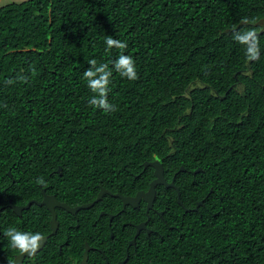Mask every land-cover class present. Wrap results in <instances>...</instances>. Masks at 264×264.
<instances>
[{"label": "trees", "instance_id": "16d2710c", "mask_svg": "<svg viewBox=\"0 0 264 264\" xmlns=\"http://www.w3.org/2000/svg\"><path fill=\"white\" fill-rule=\"evenodd\" d=\"M252 29L256 60L233 39ZM109 36L127 48L107 50ZM121 52L136 63L135 81L113 68ZM92 59L113 72L108 102L114 112L89 105L94 94L83 73ZM155 159L168 180L177 173L186 207L204 202L186 213L174 188L157 186L149 226L159 233L131 248L128 264H264V0H23L0 6L2 220L15 216L4 211L10 199L40 201L43 189L70 206L94 200L101 186L124 195L146 190L154 174L143 163ZM181 166L186 171L178 172ZM121 206L119 197L105 195L79 214ZM26 211L42 233L50 231L46 206ZM135 212L129 220L145 219L144 207ZM57 214L61 227L52 239L73 218L62 208ZM99 235L109 239L107 228L88 225V244L99 245ZM117 245L123 257L126 238ZM84 248L83 242L81 253ZM97 254L93 250L90 261L106 264Z\"/></svg>", "mask_w": 264, "mask_h": 264}, {"label": "flooded vegetation", "instance_id": "af4514ba", "mask_svg": "<svg viewBox=\"0 0 264 264\" xmlns=\"http://www.w3.org/2000/svg\"><path fill=\"white\" fill-rule=\"evenodd\" d=\"M155 160H159L161 162L160 159H155ZM153 161L154 160H152L150 162H153ZM146 163H147V161H144V163H143L144 169L147 167H152L150 164H148L146 166ZM161 164H162V162H161ZM162 166H163V164H162ZM181 167H184V166H181ZM195 170L192 171L193 174H196V173H194ZM154 171H155V169L153 168V174H154ZM182 171H186V168H185V170H182ZM178 172H181L180 169ZM176 174L173 176V178H175V180H176ZM164 175H165V173H164ZM154 178H155V176H154ZM172 179L168 180L166 178V180L168 182H171ZM175 185H176V183H175ZM103 188L107 191H110L111 193L105 192L102 199L104 198L105 195H111L114 197H118V196H115V194L120 193V192H112L108 187H105V186H101L100 190ZM169 188L173 189L174 187H166V189H169ZM174 189L176 190V193H177V202L179 203V205L182 206L184 212L188 213V212H191L192 210L196 211V210H194L195 207L191 208V207H186L184 205L183 201L181 200L180 188L178 187L180 196H178V190L176 188H174ZM100 190H99V192H100ZM147 190H149V188L146 190L145 189H139L138 191H147ZM156 190H157V187H156ZM137 192L135 194H127V195H124L121 193L120 194L123 197H132V196H135L137 194ZM119 198L122 200L121 197H119ZM30 200H37V199L33 198ZM94 200L89 201L87 203L93 202ZM101 200H99V201H101ZM10 201L12 202V199H10L8 201V203ZM99 201H97V202H99ZM201 201H203V200H201ZM97 202H95L94 205L88 209L79 210L76 214L69 212L73 216V218L72 217L67 218V220L63 224L62 235H60L59 237H57L55 239H52L51 237L56 236L60 227H61L60 222L58 221V214H57V208H60V207L56 208L57 222H58L57 231L55 234H52V230H53V228L51 226L52 214H51L50 210H48L51 214L50 224H49L50 225V231L47 233H42L41 232L42 231L41 230L42 225H41V223L40 224L38 223V219L35 216L28 219L29 214L26 213L27 212L26 210H28L32 204H37V203H32L29 208L23 209L21 211V214L15 213L13 208L10 207L7 203L8 208H6L4 211H7L8 214L10 213V214H13L15 216L10 217L11 219L13 218L12 222H10L9 220H8V222H5V219L2 220V218H0V264H9V261L14 262L16 260L17 255L20 254L18 251L14 250L10 247L9 238L5 235V232L11 227H15L16 229H18L22 232H33V233L39 232L43 235L44 238L46 237V240L44 242L43 247L35 254V256L24 255L22 258L19 259V262L17 264H81L82 260L84 258V252L87 249V247H90V248L88 250V258H87L86 264H93L92 261H90V253L93 250H96L99 253V254H97V257H96L97 261L99 258H104L103 261L106 264H128L131 248L134 247V249H136L139 241H142L143 239L144 240L151 239L153 234L159 233V229H156L152 226H149V221L151 219L150 212L152 210H157V209H155V207H153V209H151L149 211V213H147V202L144 201L143 198L139 201V205L136 208L133 207L132 205L124 206V202L122 200V206L120 209L118 208V209H114V210H106V209H95L94 208V210L87 211L83 214H79L82 210L92 209L96 205ZM12 203L14 205H18V206H22V205L27 204V203L21 204V203H14V202H12ZM83 204H86V203H83ZM154 204H155V202H154ZM37 205H39V204H37ZM80 205H82V204H80ZM80 205H76V206H80ZM4 206L0 207V214L3 211V209L5 208ZM39 206H41V205H39ZM42 206H44V205H42ZM76 206H72V207H76ZM129 207H132V209H130ZM143 207H144L145 219H142L138 223H134L132 220H129L131 218V216L137 215L135 212V209L140 211ZM34 212H36V210H34ZM131 212H132V214H131ZM158 212L162 213V215H163V211H158ZM124 214H129V215L131 214V215H130V217L120 219L119 216L124 215ZM148 216H149V220H148ZM144 222H146L145 227L139 228V225L141 223H144ZM88 225L92 226L94 229L97 228L98 231L102 230L103 228H107V232L109 234V239H107L106 235H104V236L99 235V241H98L99 245H97L95 243H93L92 245L88 244V239H87ZM126 226H128V227L132 226L133 228L126 230ZM119 230H120V232H119ZM73 233H74V237H73ZM127 235L129 237H127ZM144 236H146V238ZM125 238H126V246L124 249L125 255L123 257H121L122 252L120 249H118L119 246L117 245V241H119L120 239L124 240ZM115 239H117V241ZM115 241H116V243H115ZM83 242H84L85 248L81 253V251L79 250V247L81 246V244H83ZM63 248L66 249L65 252L61 256H57V249H58L59 253H62ZM79 254H80V257H79ZM102 255H103V257H102ZM94 263L96 264V262H94Z\"/></svg>", "mask_w": 264, "mask_h": 264}, {"label": "clouds", "instance_id": "9594fccd", "mask_svg": "<svg viewBox=\"0 0 264 264\" xmlns=\"http://www.w3.org/2000/svg\"><path fill=\"white\" fill-rule=\"evenodd\" d=\"M247 18L242 20V23H252ZM233 39L245 46V54L247 59L256 60L259 58V41L256 30H247L243 32H235ZM107 50L117 48L124 50L127 48V43L118 39H113L111 36L105 40ZM90 67L83 73L84 78L87 81V87L94 94L89 100V105L96 109H102L105 113H111L116 111V106L108 102V94L111 91L109 85L111 84L112 70L109 68L108 63H101L97 65L95 59L88 61ZM114 70L119 73L121 77L128 80L135 81L138 79V73L136 63L134 59L123 54L119 55L118 59L113 62ZM12 83V81H8ZM37 183L44 185L42 179H38ZM46 186V185H45ZM5 235L9 238L10 247L18 251L21 255L35 256L39 251L41 242L44 237L39 232H22L15 227L9 228ZM9 264H14L13 261H9Z\"/></svg>", "mask_w": 264, "mask_h": 264}, {"label": "water", "instance_id": "95a60500", "mask_svg": "<svg viewBox=\"0 0 264 264\" xmlns=\"http://www.w3.org/2000/svg\"><path fill=\"white\" fill-rule=\"evenodd\" d=\"M148 164H150L155 169V171H154L155 178L151 181L150 186H149V190H147V191H138L137 194L135 196H132V197H123L120 193H116L115 194V196H118V197L122 198V200L124 202V206L132 205L135 208L138 207L139 201L143 198L144 201L147 202V213H149V211L151 209H153V207H154V202H155L156 195H157L156 187L158 185H164L165 187H174V188H176L178 190V196H180L179 189L175 185V178H173L171 182H168L166 180L165 175H164V168H163L161 162L159 160H154L153 162H147L146 166ZM60 170H61V167H59L58 172H60ZM182 170H185V167H181L180 171H182ZM198 171H200V168L196 169L194 171V173H197ZM8 173H9V175H12L11 171H9ZM105 192L109 193L110 191H107V190H105L103 188V189L100 190V192L98 193V196L96 197V199L93 202L82 204V205L76 206V207H72V206L68 205L67 203L59 201L56 198L55 195H50V194L46 193L45 190H43V199L41 201L30 200L26 205H22V206L14 205L10 201L8 203V205L13 208L15 213H18V214H21V211L23 209L29 208L32 203H37V204H39L41 206L42 205L46 206L48 208V210H50V212L52 214V218H51V226L53 228L52 234H55L56 231H57V227H58L57 214H56V208L57 207L63 208V209L67 210L70 213L76 214L81 209H88V208L92 207L95 202H97V201L102 199V197H103ZM202 205H203V201H199L197 203L196 207L194 208V210H198V207L202 206ZM161 215H162V213H161ZM148 220H149V216H148ZM146 222L141 223L139 225V228H144L145 225H146ZM45 240H46V237L41 242L40 249L43 247ZM89 248L90 247H87V249L85 250L84 258H83L81 264H86L87 258H88V250H89ZM23 256L24 255H21V254L17 255L16 260L14 261V264H17L19 262V259L22 258Z\"/></svg>", "mask_w": 264, "mask_h": 264}, {"label": "rangeland", "instance_id": "374dc122", "mask_svg": "<svg viewBox=\"0 0 264 264\" xmlns=\"http://www.w3.org/2000/svg\"><path fill=\"white\" fill-rule=\"evenodd\" d=\"M15 1L19 2L23 0H0V6L10 3V2H15Z\"/></svg>", "mask_w": 264, "mask_h": 264}, {"label": "bare ground", "instance_id": "6f19581e", "mask_svg": "<svg viewBox=\"0 0 264 264\" xmlns=\"http://www.w3.org/2000/svg\"><path fill=\"white\" fill-rule=\"evenodd\" d=\"M148 162V161H147ZM150 162V161H149Z\"/></svg>", "mask_w": 264, "mask_h": 264}]
</instances>
